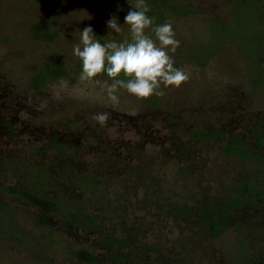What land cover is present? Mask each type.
<instances>
[{
	"label": "trees",
	"instance_id": "16d2710c",
	"mask_svg": "<svg viewBox=\"0 0 264 264\" xmlns=\"http://www.w3.org/2000/svg\"><path fill=\"white\" fill-rule=\"evenodd\" d=\"M35 1L44 6L58 0ZM245 1L253 6L254 16L264 26V0H235L234 4ZM134 3L135 0H108L106 6L110 5L112 10L103 17L108 21L116 18L118 25L125 27L124 18L133 10L131 4ZM145 3L150 9L146 15L153 21L151 31L155 26L164 24L166 17L171 22L197 13L198 10L192 7L190 1L145 0ZM219 20L224 19L221 17ZM226 23H223L224 27ZM32 32V37L45 43L48 48L60 39L55 23L49 20L34 22ZM98 39L104 44L103 36ZM263 39L261 37L256 44L258 54H261L253 65L257 74L252 78L246 70L248 83L256 94L264 92ZM124 42L131 40H123L118 44ZM224 44H231L239 50L228 41L220 45L199 43L196 50L187 52L188 58L205 66L214 54L212 46L221 47ZM61 52L59 47L50 48L40 60L23 65L28 74L25 89L46 95L48 84L70 77L72 73L81 75L82 61L77 57L63 60ZM100 76L107 77L106 73L97 77ZM118 79L127 78L121 73ZM21 95L22 89L19 91L4 84L0 86V136L7 133L10 137H16L20 131L16 127L17 119L9 114L12 108H9L11 102ZM229 96L230 93H227L225 97ZM160 103L161 95L155 94L144 98L142 102L150 111L155 110ZM242 103V100L235 99H229L225 104L216 102L219 106L215 108H219L220 112L216 118L217 124L205 120L207 123L199 122L194 127H186L174 113L167 114L163 120L166 128H170V134L173 132L187 136V140H182L180 136L171 134L168 149L163 142L160 143L163 156L174 150L177 159L185 164L180 169L184 180L183 192L171 188L165 194L166 180L154 171V166L146 168L140 163L136 166L131 164L132 159L139 160L147 143H158L152 133L147 132L152 126L150 123L139 124L144 131L134 145L125 147L127 151L123 156L120 147L125 143L123 145L119 141L109 144L104 141L102 148L94 150L90 162L82 158L86 149L78 148L73 138L58 134H54L48 142L54 148L53 153L40 148L33 158L14 160L9 150L3 152L0 147V159H4L0 160V235L13 239L20 244V248H29L35 241L43 245L42 240L34 234L25 232L20 221L23 218L11 210L6 197L14 196L35 208L34 212L27 215V220L42 231L48 230L52 220L57 219L74 239L79 232L84 233V236L96 235L94 246L76 249L71 245L69 248L73 257L86 264H199L198 257L201 254L207 264H264V185L258 182L257 177L247 174L225 185L219 175L211 174V170L202 171L206 159L200 162L195 157L198 151H195L194 145L205 148L222 142L219 151L224 158L231 156L242 161H264V115L245 110ZM234 110L235 115L241 117V132H235L232 124L222 122L224 113L230 119L234 116ZM79 119L74 115L66 119L65 123L71 122L74 126ZM69 148H72V152ZM219 169L223 170V167ZM7 172L14 182L5 185L2 181ZM109 181L122 189L121 194L105 196V184ZM213 183L218 186L215 190H211ZM131 196H135L134 202L129 199ZM113 218L118 221L116 227L112 224ZM166 219L172 222L173 228H177L170 243L160 236ZM107 222L111 224L107 225ZM148 226L156 227L158 233L149 232ZM52 231L46 232L49 235L47 237L51 238ZM150 235L151 242L146 240ZM223 238L230 248L221 257L215 255L211 245Z\"/></svg>",
	"mask_w": 264,
	"mask_h": 264
},
{
	"label": "rangeland",
	"instance_id": "374dc122",
	"mask_svg": "<svg viewBox=\"0 0 264 264\" xmlns=\"http://www.w3.org/2000/svg\"><path fill=\"white\" fill-rule=\"evenodd\" d=\"M175 1H190L192 7L198 9L197 13L171 22L166 17V22L172 24L175 39L179 41L175 52L169 50L168 54L174 61V67L182 70L187 80L179 87L161 85L159 89L162 93L161 103L155 107L153 115V111L143 106L144 98H138L123 88L115 93L116 101L110 99L104 81L108 80L109 84L112 81L105 76L81 80V75L72 73L70 77L48 84L46 95L25 89L28 74L23 65L33 60H40L50 48L59 47L62 50L63 60L76 58L73 54V46L80 42V31L85 27L93 29L95 40L103 36L104 44L109 42L118 44L120 41L132 39L129 25L125 27L119 25V32L108 28V20L103 17L112 10L110 5L106 6L108 0H58L48 2L44 6L38 5L35 0H0V86L4 84L19 91L22 89V95L15 98L9 108H12L9 114L17 119L16 127L20 131L16 137H10L7 133L0 136V147L3 152L9 150L14 160L33 158L40 148L53 153L54 148L48 142L53 139L54 134H58L73 138L78 148L86 149L82 154L85 161L92 160L96 149L102 148L104 141L109 144L119 141L123 145L125 143L126 145L120 147L123 156L126 154L127 145L132 146L140 139L144 129L139 127V124L150 123L152 126L147 132L152 133V137L158 143H147L139 160L136 158L130 162L133 166L137 163L146 168L154 166V171L166 180L165 194L171 188L183 192L184 180L180 169H183L185 164L177 159L174 150L168 151L166 156L160 152L161 142L165 144L166 149L170 148V136L173 134V132L170 134V128H166L163 120L174 113L181 118L186 127H194L199 122L207 123L205 120L210 124H217L216 118L220 112L219 108H215L219 106L216 102L225 104L229 99L242 100V107L245 110L264 115V92L258 94L253 92L247 76L249 73L253 78L257 74V69L253 68V65L261 54H258L256 44L261 37H264V26H261L254 16V11L251 9L253 6H249L246 1L241 4L238 3L239 1L234 4L235 0ZM13 3L15 5L12 8L10 6ZM19 11L21 12L18 13ZM220 16L224 20H219ZM39 20L54 22L55 29L59 32L60 39L50 48L32 37V24ZM224 22H227L225 27ZM145 33L156 41L150 28L145 29ZM226 41L234 43L239 50L237 51L231 44H224L221 47L212 46L214 54L205 66L188 58L187 52L196 50L199 43L220 45ZM156 43L159 44L158 41ZM227 93H230L229 97H225ZM98 113H107L109 116L103 126L94 119ZM224 114L225 120L223 119L222 122L232 124L235 132L242 131L239 127L241 117L235 115L236 110L232 111L234 116L230 119L227 113ZM74 115L81 118L78 123L76 122L74 126L71 122L65 123L66 119ZM80 123L81 125L78 126L77 124ZM176 135L182 140H187L184 134ZM221 145L222 142L210 144L205 148L194 145L195 151H198L195 156L198 161L206 159L201 168L203 172L211 170V174L219 175L225 185H229L234 180L238 181L242 174L253 175L264 185V161H242L237 157L230 158L231 156L224 158L219 151ZM69 150L72 152V148ZM0 160L4 161L3 158ZM220 166L223 170L219 169ZM4 174L2 182L5 185L14 182V179L8 176L10 175L8 172ZM103 181L105 182L104 179ZM105 186L106 197L122 192V189L112 181L107 182ZM216 186L213 183L211 190H215ZM129 199L134 202L135 196ZM6 201L9 202L11 210L23 218L20 221L25 232L34 234L42 240L43 245L35 241L29 248H20V244L2 234L0 264H86L73 257L69 248L71 245L76 249L94 246L96 235L84 236V233L79 232L74 239L67 234L66 228L61 226L57 219L52 220L48 230L42 231L27 220V215L35 209L34 207L14 196L6 197ZM146 217L148 220L149 216ZM111 221L114 227L118 226L116 218ZM108 224L111 223L107 222ZM164 224L166 225L162 228L160 236L168 239L167 242L170 243L177 228H173L172 222L167 219ZM148 228L149 232L158 233L156 227L148 226ZM49 230H53L51 238L46 234ZM150 236L146 237L149 242L152 240V235ZM225 241L226 239L223 238L213 242L211 246L215 255L223 257L227 254V249L230 247ZM198 263L207 264L204 255L198 257Z\"/></svg>",
	"mask_w": 264,
	"mask_h": 264
},
{
	"label": "clouds",
	"instance_id": "9594fccd",
	"mask_svg": "<svg viewBox=\"0 0 264 264\" xmlns=\"http://www.w3.org/2000/svg\"><path fill=\"white\" fill-rule=\"evenodd\" d=\"M124 18V24L130 26L131 42L117 44L109 42L101 44L95 40L91 27L80 31V42L73 46V54L82 61L81 80H91L100 74L106 73L108 80L104 83L107 92L113 101L117 100L115 93L123 88L138 98H148L161 95V85L164 87H179L187 80L182 70L174 67V61L168 54L175 52L179 41L175 39L172 24L165 22L152 28L156 43L145 33V29L152 27V19L146 15L150 11L145 0H135ZM109 29L120 31L116 18L107 22ZM123 73L126 80L118 79ZM109 116L107 113H98L94 119L105 125Z\"/></svg>",
	"mask_w": 264,
	"mask_h": 264
},
{
	"label": "flooded vegetation",
	"instance_id": "af4514ba",
	"mask_svg": "<svg viewBox=\"0 0 264 264\" xmlns=\"http://www.w3.org/2000/svg\"><path fill=\"white\" fill-rule=\"evenodd\" d=\"M211 59V58H210Z\"/></svg>",
	"mask_w": 264,
	"mask_h": 264
}]
</instances>
